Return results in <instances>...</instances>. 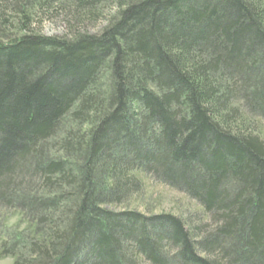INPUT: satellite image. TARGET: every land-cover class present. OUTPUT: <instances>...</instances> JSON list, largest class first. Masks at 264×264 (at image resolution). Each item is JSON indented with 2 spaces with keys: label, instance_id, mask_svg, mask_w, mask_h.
Wrapping results in <instances>:
<instances>
[{
  "label": "trees",
  "instance_id": "1",
  "mask_svg": "<svg viewBox=\"0 0 264 264\" xmlns=\"http://www.w3.org/2000/svg\"><path fill=\"white\" fill-rule=\"evenodd\" d=\"M145 174L212 225L115 212ZM7 260L264 264V0H0Z\"/></svg>",
  "mask_w": 264,
  "mask_h": 264
},
{
  "label": "rangeland",
  "instance_id": "2",
  "mask_svg": "<svg viewBox=\"0 0 264 264\" xmlns=\"http://www.w3.org/2000/svg\"><path fill=\"white\" fill-rule=\"evenodd\" d=\"M111 15L109 10L103 12V17L95 25L80 26L78 32L80 34L96 35L105 26V20ZM33 22L34 31L45 37H59L69 39L70 30L61 18L55 20L50 19V16L45 15L41 18H35ZM70 40V39H69ZM142 191L139 195L133 196L131 201L123 204L118 208H112L115 212H124L132 210L146 217L160 214L174 215L182 220L184 224L197 228L203 225L211 226L212 222L209 217L203 212L200 205L188 198L181 191L168 187L158 181L153 175L145 174L142 177ZM14 222V220H12ZM197 233V232H195ZM123 247L125 244H122ZM124 255L125 253L122 252ZM163 256V254H161ZM4 264H10V261H4ZM141 264H147L144 261ZM170 264H178V260L171 261Z\"/></svg>",
  "mask_w": 264,
  "mask_h": 264
}]
</instances>
